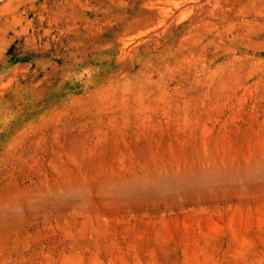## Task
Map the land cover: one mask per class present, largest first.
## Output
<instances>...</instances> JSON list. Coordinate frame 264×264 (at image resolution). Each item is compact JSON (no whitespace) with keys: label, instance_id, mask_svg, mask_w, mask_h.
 Instances as JSON below:
<instances>
[{"label":"rangeland","instance_id":"rangeland-1","mask_svg":"<svg viewBox=\"0 0 264 264\" xmlns=\"http://www.w3.org/2000/svg\"><path fill=\"white\" fill-rule=\"evenodd\" d=\"M0 264H264V0H0Z\"/></svg>","mask_w":264,"mask_h":264}]
</instances>
